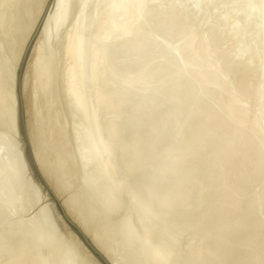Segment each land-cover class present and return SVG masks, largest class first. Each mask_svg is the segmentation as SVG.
I'll return each mask as SVG.
<instances>
[{
  "label": "bare ground",
  "instance_id": "1",
  "mask_svg": "<svg viewBox=\"0 0 264 264\" xmlns=\"http://www.w3.org/2000/svg\"><path fill=\"white\" fill-rule=\"evenodd\" d=\"M3 1L0 10H4ZM45 1L6 0V8V3L10 2L6 13L0 11L4 14L2 17L0 14L1 112L8 104L7 94L13 92L9 87L13 88L10 81L15 69L11 68L10 73L9 56H15L12 64L18 62ZM233 1H51L37 40L29 50L28 64L26 62L28 68L30 64L33 77L32 94L26 101L27 109L24 108L32 143L30 153L37 171L54 192L61 195L78 180L87 164L81 156L88 152L87 166H94L96 178L63 201L64 212L109 264H225V261L264 264V219L259 216L260 209H264V0L259 4L254 0ZM74 4L79 8L72 15ZM218 5L224 6L215 16ZM66 22H69V30L57 43L54 41L57 49L47 54L48 44L44 50L46 41L42 47L39 41L49 39L51 30H55L56 35V30L58 33ZM155 33L161 35L162 40L156 38ZM118 41L122 44L117 45ZM236 42L238 45L233 46ZM11 44L16 50L11 46V51ZM1 46L4 51L9 48L14 53L7 55ZM164 69L168 70L166 79L161 77ZM234 79L238 86L231 81ZM249 95H252L250 101L254 99L252 104L247 98ZM243 100L253 106V113V108L246 106ZM116 101L117 105L109 106L118 110L106 112L107 105ZM11 104L9 108L14 114L11 107L16 105L14 101ZM122 110L128 113L123 120L115 121V125L114 120ZM73 113L77 117L73 118ZM78 117L82 119L81 126L75 119ZM104 120L106 126L103 127ZM7 134H0V193L4 187L11 199L5 203L9 195L4 196L6 201L3 202L0 194V226L7 230L0 228V231L8 233H0V251L13 246L9 243L13 231L21 228L24 233L19 236L20 240L32 242L27 249L33 254L53 236L51 243L59 244L60 237L57 241L54 239L56 226L44 214L35 216L37 227H32L35 230L30 229L32 222L28 220L10 219L14 210L9 204H15L14 193L21 195L19 191L25 186L23 179L28 168L24 171L22 152L7 141ZM79 139L85 142L83 147L87 152L78 149L82 142L76 148ZM121 146L127 151L125 154L131 155L128 157L131 162L136 158L138 166L135 168L134 163L130 166L126 162L133 169L126 165L128 171L125 168L116 180L114 177L121 164L115 161V156ZM157 148H162L163 154ZM156 152L160 157L153 162ZM123 154L119 156L121 160ZM139 157L148 159L147 164L139 167ZM195 157L199 158L197 163L192 162ZM190 163L195 165L190 166ZM98 186L104 198L98 196L100 191L96 194L98 197L93 195ZM250 193H254V198L247 201ZM121 196L127 201L129 212H133L136 220L133 223L140 224L137 228L130 223L128 227L130 218L125 203L121 204ZM24 200L26 205L29 203L25 208H29L30 200L27 197ZM105 207L113 209L109 210L112 213L124 208L123 215L128 221L123 217L122 226L117 224L115 228L110 214L104 212L108 211ZM149 218L154 220L156 232H153L160 236L159 239L156 236L157 241L150 239V231L147 235L141 232L143 222L147 223ZM178 221H181L180 227L183 226L181 229L178 225L181 230L177 229L179 233H176L172 224L177 226ZM190 221L193 224L195 221L191 232L196 235L186 240L181 236L184 230L185 233L189 230L186 227ZM125 223L130 231L128 229L124 238L121 237L122 243L115 240V234L120 233ZM29 229L34 231L33 235ZM15 237L13 235V239ZM125 242L133 249L136 247L138 253H131ZM23 244L27 245L25 241ZM180 244L183 248L177 249ZM65 247L61 248L62 252ZM65 253L68 254L65 251L62 258ZM87 253L91 254L88 250ZM32 254L33 259L40 255L32 257ZM175 256H181L182 261L178 263L177 258L175 263ZM49 257L46 256L47 259L52 256ZM72 257H64L61 264H74ZM52 258L53 264L57 256L55 260L54 256ZM92 258L96 264H102L94 255ZM23 259L21 254L14 262ZM4 263L7 264L5 260Z\"/></svg>",
  "mask_w": 264,
  "mask_h": 264
},
{
  "label": "rangeland",
  "instance_id": "2",
  "mask_svg": "<svg viewBox=\"0 0 264 264\" xmlns=\"http://www.w3.org/2000/svg\"><path fill=\"white\" fill-rule=\"evenodd\" d=\"M8 1H10V0H8ZM51 1L52 0H46L45 1V4L43 5V9H42V12H41V15L39 16V19L37 20V22H36V24H35V26H34V28H33V30H32V32H31V34H30V36H29V38H28V40H27V42H26V44H25V47H24V49H23V51H22V53H21V56H20V58H19V60H18V62L17 61H15V62H17V63H15V64H12V60H13V58L12 57H15V56H13L14 54H11L10 56H9V61H10V65L12 66V67H10V65H9V67H10V73L12 72V70L14 71V69H15V71L14 72H12L11 73V77H12V81H13V83H11L12 81H10V86L12 85V87L13 88H11V87H9V90L10 89H12L13 90V92L11 91V93L8 95L7 94V98H6V102H7V100H8V104H6V107L4 106V108H6L7 109V111H6V109L4 110V108H3V110L2 111H4V112H1V110H0V113L2 114L3 113V115L1 116V114H0V124L2 125H0V134H7L6 132H9L7 135H6V138H7V141H9V143H11V142H13V146L15 147V145H16V147H15V149H17V150H19V151H21L22 153V155H23V153H24V159H23V156L21 155V158H22V165L24 166L23 168H24V171H26V168H28V170L26 171L27 173H25V177L26 178H24L23 179V185H25V186H23L22 188H21V191H19L20 192V194L21 195H19V193H17V195H19V197L17 196V195H15V193H14V196H15V204L13 203V204H9V207H10V209H13L14 211L11 213V217L12 218H10L11 220H13V219H20L22 222H25V221H27L28 220V222L29 223H31V228H30V226L29 225H27V227H29L30 229H33V228H36L37 226H36V221L34 222V219H36V218H38V215H39V213H41V215L42 214H44V216H46L47 218L48 217H50V220L52 221L51 223H54V227H55V230H56V234H55V237L56 238H54L56 241H57V238L59 239V237H60V239L58 240V243L60 244L61 243V245H62V247L63 246H69L68 247V250H67V248L65 247V249L63 250V252H62V250H61V245H59V244H57L55 241H54V239H53V241H54V243H51V240H52V238L54 237H52V238H50L49 239V242H48V244L46 243V247L44 246V247H42L40 250H41V253H40V250L38 251V252H34L33 254H32V251H28V249H27V246L28 245H30V246H32V242L31 241H29L28 240V243H27V241L26 240H23L22 238H21V240L23 241V243H24V241L26 242V246H24V244L22 243V241L20 240V237H21V235L23 236V233H24V230L23 229H15L14 231H13V235H14V239H13V235H12V238H10L11 240H10V245H13V246H16V244L15 243H13L12 242V239H13V241L15 242H17L18 243V246H16L15 247V249L13 248V246H9V248L8 249H4L3 251H0V264H5L4 263V260L7 262V264L9 263V264H26L25 262H23V261H26L28 264H32V263H45V264H50V262H51V264H52V260H53V256H54V260H55V258H56V256H57V258H56V262H54L53 264H61L62 263V260H64L63 258L65 257H69V258H71L72 256V258H73V260H74V264H96V261H94V259L92 258V253L88 250V248L86 247V245L83 243V241L82 240H80V237L77 235V234H75L76 232L73 230V228L70 226V224L68 223V221H67V219H66V217H65V208H64V205H63V201L65 200V199H67L68 198V196L69 195H71L75 190H78V189H82L83 187H84V183H86V185L85 186H88L87 185V182H90V181H92L93 180V178L95 177L96 178V174H95V168H94V166L93 165H91L90 164V166H87V164L89 165V161H88V157H87V155H88V152H87V150H86V148H85V146L83 147V145H85V144H83V143H85V142H83V141H81L80 139V141L78 140L77 141V143H76V148L79 146V143L80 142H82V144L80 143V146L78 147V149H80V150H82V152L83 153H85V151L87 152V154L85 153V155H83L82 154V156H81V160H85L86 162H87V164L85 165V166H83V169L80 171V175L78 176V180H76V182L72 185V187L69 189V190H67V191H63L62 193H61V195H57L55 192H54V190H53V188L51 187V185L48 183V182H46V180L44 179V177H43V175L41 176V174L37 171V167H36V165H35V163H34V161H33V158H32V154L30 153L31 152V145H32V143L30 144V141H29V139H30V136L28 135V132H27V124H29L28 123V121L26 120L27 118H26V116H27V110H25L24 108H26L27 106H26V101H27V99L29 98V96L32 94L31 92H32V89H33V77H32V75H30V64H29V68L27 67L28 65V60H27V58L29 57L28 55H29V50L31 49V47L33 46V43H35L36 42V40H37V34H38V31H39V29H40V26H41V24H42V21L44 20V17H45V15H46V13L48 12V10H49V7H50V4H51ZM234 1H236V0H234ZM233 1V2H234ZM257 4H259L260 2H261V0H254ZM0 2H2V0L0 1ZM5 2H6V0H5ZM5 2L3 1V3L2 4H4V10L3 9H1L0 11H3L4 12V14L6 13L5 12V10H7V8H8V6H9V3L10 2H8V3H6V5H7V8L5 7ZM231 4H232V2H231ZM1 5V4H0ZM224 5H218V9L216 10V12H215V16L218 14V12L221 10V8L223 7ZM0 7H2V5L0 6ZM6 8V9H5ZM78 4H74L73 5V7H72V9H71V12H72V15H74L76 12H77V10H78ZM3 12L2 13H0L1 14V17L2 16H4V14H3ZM3 14V15H2ZM1 18H0V23H1ZM67 23V24H66ZM65 23V25L63 26V27H61V28H59L58 30V33H57V30H56V35H57V37H56V35L54 34L55 33V30L54 31H52L51 30V40H49V39H46V40H44V39H42V41L40 40L39 42H41L42 43V45H41V43H38V45H40L41 47L43 46V43H45L44 41H46V45H44L42 48L45 50L47 47H45V46H47V44H48V47L50 48L49 50H48V48H47V50L49 51V52H47V50L45 51L47 54L48 53H50L51 51L50 50H55V48L57 49V45L55 46V42L57 43V41H58V39L60 40L61 38H62V36L64 37V35L66 34V31L67 30H69L68 28H69V22H66ZM1 25V24H0ZM68 25V26H67ZM54 32V33H53ZM155 36H156V38H158V39H160V40H162V36L161 35H159V34H157V33H155ZM54 38H55V40H54ZM13 40H15V39H13ZM13 40H12V42H13ZM16 41V40H15ZM14 41V42H15ZM48 41V42H47ZM55 41V42H54ZM14 42H13V44H14ZM50 42V43H49ZM15 44H16V42H15ZM51 44H52V46H51ZM122 44V42L121 41H118L117 42V45H121ZM233 46H237L238 45V43L236 42V43H233L232 44ZM11 46L13 47L14 46V48L16 47L15 45H10V48H11ZM2 47V46H1ZM1 49V48H0ZM12 49V48H11ZM10 49V50H11ZM2 50H3V52H8L7 53V55H9V53H14V52H10V50H9V48H7L5 51H4V49H3V47H2ZM8 50V51H7ZM15 50H16V48H15ZM11 51H13V49L11 50ZM52 51V52H53ZM1 52V51H0ZM156 52V51H155ZM2 53V52H1ZM260 57V53H258V58ZM12 59V60H11ZM26 62H27V64H26ZM27 65V66H26ZM25 66H26V68H25ZM14 67V68H13ZM11 68H12V70H11ZM28 68V69H27ZM25 69V70H24ZM167 74H168V70L167 69H164L163 71H162V73H161V77L162 78H164V79H166L167 78ZM233 83L235 82V84H237L236 86H238V83H236V79H234V81L233 80H231ZM9 84V83H8ZM9 86V85H8ZM234 86V85H233ZM232 86V87H233ZM235 88V87H234ZM238 88V87H237ZM236 89V88H235ZM238 90V89H237ZM9 91V92H10ZM31 93V94H30ZM14 94V95H13ZM252 95H254V93L252 92L251 93ZM252 95H249L247 98H248V100H249V102L251 103H254L253 101H254V99H253V101H250V99H249V97H251ZM11 96V99H9V97ZM12 96H14V99H13V97ZM256 97V96H255ZM254 97V98H255ZM247 98L245 99L246 101H247ZM11 102H10V101ZM30 100V98L28 99V101ZM15 102V105L16 106H14V107H11L12 109H13V111H15L14 112V114H12L13 112H12V110L9 108L10 106H9V104L12 106V102ZM225 101H226V99H224V104H225ZM248 102V101H247ZM247 102H244V100H243V103L245 104V103H247ZM248 102V103H249ZM28 103V102H27ZM245 104L246 106L247 105H249V104ZM251 103V104H252ZM14 104V103H13ZM24 104V105H23ZM29 104V103H28ZM117 105L118 103H117V101L116 102H113V104H108L107 106V108H105V111L106 110H108V111H106V112H113L114 110H118V108H112L111 109V107H113V105ZM111 107H110V106ZM116 107V106H115ZM249 107H250V109L251 108H253V106H251V105H249ZM248 107V108H249ZM110 108V109H109ZM10 109V112L8 111ZM27 109V108H26ZM249 109V110H250ZM112 110V111H111ZM128 111V110H127ZM253 111H254V108H253V110L251 109V112L253 113ZM8 112V113H7ZM114 112H116V111H114ZM120 112V111H119ZM12 115V118H11V116H10V114ZM118 113V112H117ZM125 113H128V112H126V111H124V110H122L121 111V113H118V116L120 117V119H119V117L117 116L116 117V119L114 120V122L115 121H121V120H123V116L125 115ZM6 114V115H5ZM9 114V115H8ZM72 115V114H71ZM112 115H113V113H112ZM115 115V114H114ZM117 115V114H116ZM121 115V116H120ZM127 115V114H126ZM125 115V116H126ZM6 116V117H5ZM73 116H76L77 117V114H75V113H73V115H72V117ZM9 118H11L10 119V121H9ZM74 118V117H73ZM125 118V117H124ZM76 119V121H77V124L78 125H82V119L80 118V117H78V118H75ZM81 119V120H80ZM7 121H9V122H7ZM27 121V122H26ZM103 122V121H102ZM102 122H101V125L104 127V125L106 126V120H104V124H102ZM117 124V122H115V125ZM100 125V126H101ZM29 126V125H28ZM103 127H101L102 129H103ZM6 131V132H5ZM14 132V133H13ZM8 136V137H7ZM29 136V137H28ZM10 137V138H9ZM11 141H10V140ZM12 139H13V141H12ZM141 143V142H140ZM15 144V145H14ZM142 144V143H141ZM12 145V144H11ZM78 145V146H77ZM110 145V147H111V145H112V143H110L109 144ZM113 146V145H112ZM115 146V145H114ZM114 146H113V148H114ZM19 149H18V148ZM140 147V146H139ZM82 148V149H81ZM84 148H85V150H84ZM112 148V147H111ZM124 149V147H120V151L118 150L117 151V153L119 152V154H118V158L115 156V161L117 160V163L120 165V167L122 168H120V170H118L117 169V174H118V176H117V174H116V176L114 177V178H116V180L118 179H120V174H122L123 172H124V169L126 168V162L128 163V165H129V163H130V166H131V163H134V165H135V160H136V158H134L133 157V162H131V158H128V157H131V155H127V154H125V153H127V151L126 150H122V149ZM77 149V150H78ZM158 149V148H157ZM16 151V150H15ZM123 151V152H122ZM155 151H157V150H155ZM160 151H163V149L161 148V150H160V148L158 149V152L159 153H161ZM19 152L17 151V154H18ZM125 154V156H124V154ZM31 154V155H30ZM123 154V158H122V160H121V155ZM156 154H157V152H156ZM161 154H163V153H161ZM19 155V154H18ZM155 155V153L152 155V156H154ZM159 154H157V155H155L156 156V158H154V157H152L151 156V158L153 159V162H155V160H157L158 159V157H160V155L158 156ZM31 156V157H30ZM119 156H121L120 158H119ZM27 159H26V158ZM82 157H83V159H82ZM85 157H87V158H85ZM125 157H127L128 159H129V161L127 160V158H125ZM140 159V163H138L137 161V164H139V167L141 166H144L145 164H147V160L148 159H144V157H139ZM151 158H150V160H151ZM135 159V160H134ZM195 159H196V157H195ZM193 160L192 162H195V163H197V160L199 159H196V160ZM29 160V161H28ZM143 160H144V162H143ZM142 161V162H141ZM152 161V160H151ZM26 162H27V164H26ZM31 162V163H30ZM83 162V163H82ZM81 163L82 164H85V162L84 161H82ZM120 162V163H119ZM191 162V163H192ZM117 163H116V165H117ZM142 163H143V165H142ZM191 163H190V166H193V165H195L194 163L191 165ZM28 165H29V167H28ZM123 165H124V167H123ZM127 165V167H129ZM133 165V164H132ZM27 166V167H26ZM136 166H138V165H135L134 167L136 168ZM85 167V168H84ZM31 168V169H30ZM130 168V167H129ZM128 168V169H129ZM128 169L126 168V170L128 171ZM131 169H133V168H130V170ZM123 170V171H122ZM126 171V172H127ZM125 172V173H126ZM123 176V175H122ZM121 176V177H122ZM29 177V178H28ZM28 178V179H27ZM95 178H94V180H95ZM89 179V180H88ZM26 180V181H25ZM30 181L29 182V184H28V182L27 181ZM87 180V181H86ZM195 180H199V179H196L195 178ZM86 181V182H85ZM94 181H92V183H93ZM92 183H90V184H92ZM28 184V185H27ZM99 187V188H98ZM97 187V191H96V189H95V192L96 193H94L93 195H95L96 196V194H98V192L100 191V193L98 194V196H100V195H102L103 194V190H101L102 188H101V186H98ZM2 188V187H1ZM4 188V187H3ZM2 188V192L0 193V194H2L3 196L2 197H6V195H9V198L8 197H6L7 198V202H5V203H9V201H10V194H7L6 193V191H5V188L3 189ZM24 188V189H23ZM101 188V189H100ZM22 189H23V192H24V194H22ZM27 189V190H26ZM4 190V191H3ZM27 191H28V193H27ZM3 192H5V193H3ZM27 193V194H26ZM102 193V194H101ZM29 194V195H28ZM34 194H37V195H34ZM90 194H91V192H90ZM92 195V194H91ZM1 196V195H0ZM16 196H17V198H16ZM25 196V197H24ZM28 196H29V198H28ZM98 196H96V197H98ZM1 197V198H2ZM4 197V198H5ZM26 197H27V199L28 200H30V202H31V204H30V206H29V208L27 207V208H25V206H28L29 205V203H28V205H26V203H25V201L26 200H24V199H26ZM96 197H94V196H92V198L95 200L96 199ZM101 197H103V195L101 196ZM247 197V201H251L253 198H254V193H250L249 195H247L246 196ZM4 198H2L3 199V202L4 201H6V198H5V200H4ZM22 198V199H21ZM35 198V199H34ZM36 198H37V202H34L35 200H36ZM104 198V197H103ZM102 198V199H103ZM121 199L120 200H122L121 201V204H122V202H124V196H123V198H122V196L120 197ZM8 199H9V201H8ZM18 199H19V202H17L18 201ZM33 199H34V201H33ZM126 199V198H125ZM158 199V198H157ZM17 200V201H16ZM21 200V201H20ZM100 200H101V198H100ZM12 201V200H11ZM16 202H17V206H16ZM21 202V203H20ZM24 202V203H23ZM27 202V201H26ZM96 203L98 202L99 203V201H95ZM100 202H102V200L100 201ZM20 203V204H19ZM23 203V204H22ZM125 204H124V208H125V211L127 212V216L130 218H128L129 220H130V222H127V224L128 223H130V225L131 224H133V226L135 227V228H137V226H139V225H137L136 223L134 224L133 222H135L136 220L134 219V216H133V212H129V207H128V205H127V201L126 202H124ZM25 204V205H24ZM13 205V206H12ZM123 205V204H122ZM127 205V206H126ZM12 206V207H11ZM22 206H23V209H22ZM42 206V207H41ZM127 207V209H126V207ZM31 207V208H30ZM38 207H40V208H38ZM34 208V209H33ZM124 208H121L123 211H124ZM41 209H43V211H41ZM104 209V208H103ZM105 209H108L107 207H105ZM24 210H25V213H24ZM28 210H29V212H28ZM38 210H39V212H38ZM45 210V211H44ZM109 210H113V209H108V211ZM65 211V212H64ZM108 211L106 210V211H104L105 212V214L107 213V214H110L109 215V218L110 219H112L114 222H112V220H110L111 222H112V224H114L113 226L116 228L117 227V224L120 226H122V221L125 219V220H127L128 221V219H126L127 218V216H126V218H125V216L123 215V213H126V212H123V211H113L114 213H112V211H109V212H111V213H108ZM37 212V213H36ZM43 212V213H42ZM53 212V213H52ZM57 212V213H56ZM116 212V213H115ZM34 213V216L32 215V214ZM36 213V214H35ZM131 213V214H130ZM25 214V215H24ZM28 214V215H27ZM38 214V215H37ZM55 216H54V215ZM115 214V215H114ZM31 215H32V217H31ZM48 215V216H47ZM130 215V216H129ZM35 216H37L36 218H35ZM43 216V215H42ZM112 216V217H111ZM132 216H133V218H132ZM259 216L262 218V219H264V209L263 208H261L260 209V211H259ZM123 217H124V219H123ZM45 218V217H44ZM195 218H197V220H198V217L197 216H195L194 217V219ZM25 220V221H23V220ZM29 219L31 220V221H29ZM53 219V220H52ZM4 220H6L7 221V219L5 218ZM37 220V219H36ZM148 220V219H147ZM191 220H193V219H191ZM197 220H195L196 222H197ZM2 221V220H1ZM0 221V222H1ZM6 221H4L3 223H5ZM14 221V220H13ZM15 221H17V220H15ZM19 221V220H18ZM151 221H153V222H151ZM176 222H177V220H175ZM175 221H173V222H175ZM195 221H194V224H195ZM61 222V223H60ZM120 222V223H119ZM124 222V221H123ZM149 222V223H148ZM147 223H146V221H145V223L143 222V225L145 226V227H143V225L141 226L142 228H141V232L143 231V232H146V234L145 235H147L148 233H152L151 234V236H150V239H152V241H153V238H154V241H157L156 240V238L158 237V239H159V235H158V232H157V235L154 233V232H156V231H154V229H153V224H154V220L152 219V218H149V221H148ZM168 222L170 223V221L168 220ZM181 222V221H180ZM180 222L178 221V223H177V226H176V223H174V224H172L173 225V228L174 227H176V229H175V232L177 233L178 232V230L177 229H179V227H180ZM29 223H27V224H29ZM138 223V222H137ZM152 225H151V224ZM191 223V224H190ZM2 224V223H1ZM58 224V225H57ZM127 224L125 223V225H123V227H122V229L120 230L119 228H117L118 229V231L120 230V233L119 234H117V232H116V234H115V240L117 239V241H119L120 242V240L122 241V243H124V241L122 240V238L121 237H123L124 238V235H125V232L127 231L128 232V229L130 228V225L126 228V226H127ZM191 225V227H193V228H191L190 227V225ZM193 224V221H190L189 223H188V225H187V227H186V230H188V231H186V233H185V230H184V232L183 231H181V232H183V234H182V238L183 239H185L186 238V240H188V239H194L195 238V235L196 234H194L193 232H191V230L192 229H194V227L196 226V224L194 225ZM36 227H35V226ZM178 225H179V227H178ZM2 226V225H1ZM0 226V228L2 229V230H5V231H7L6 229H4L3 227H1ZM118 226V227H119ZM148 226V228H146ZM183 226V225H182ZM182 226L180 227L181 229H182ZM33 227V228H32ZM53 227V228H54ZM65 227V228H64ZM125 227V229H127V230H123V228ZM152 227V230L150 229V228ZM155 227V226H154ZM190 227V228H189ZM70 228V229H69ZM145 228V230H142V229H144ZM30 229H29V231H30ZM71 229H72V231H71ZM181 229H179V231L181 230ZM19 230H21V231H19ZM33 230H35V229H33ZM33 230H31L30 232H32ZM68 230V231H67ZM177 230V231H176ZM5 231H0V233H1V235H2V233H3V235L4 234H8V233H6ZM16 231L17 232H19V233H16ZM70 231H71V233H70ZM129 231H130V229H129ZM148 231H150V232H148ZM154 231V232H153ZM158 231V230H157ZM193 231V230H192ZM73 232H74V234H73ZM141 232H140V234H141ZM143 232H142V234H143ZM148 232V233H147ZM180 232V233H181ZM14 233H16V234H14ZM58 233H59V235H58ZM138 233V234H137ZM154 233V234H153ZM179 233V232H178ZM11 234V233H10ZM34 234V231H33V233H32V235ZM121 234V235H120ZM136 234L137 235H139V232H136ZM76 235V236H75ZM10 237H11V235H9ZM20 236V237H19ZM77 236L79 237V239L77 238ZM139 236H141V235H139ZM139 236H137L138 238H139ZM144 236V235H143ZM153 236H155V237H153ZM157 236V237H156ZM149 237V236H148ZM147 237V238H148ZM152 237V238H151ZM17 238V239H16ZM31 238H32V236H31ZM63 238V239H62ZM119 239V240H118ZM52 241V242H53ZM82 241V242H81ZM8 243V244H9ZM20 243V244H19ZM31 243V244H30ZM126 243V242H125ZM201 244H204L205 245V243H202V242H200ZM7 244V245H8ZM21 244H23V246L21 245ZM55 244H56V246H55ZM66 244V245H65ZM69 244V245H68ZM127 244V243H126ZM20 245H21V247H20ZM129 245V246H128ZM49 246V247H48ZM53 246V247H52ZM55 246V247H54ZM57 246H60V247H58V249H60V253H61V255L66 251V252H68V254L67 253H65L66 254V256H64L63 258H62V256L59 254V251L56 249L57 248ZM127 246L129 247V251H131V253L133 252V254L135 253H138V250H137V248L135 247L134 249L132 248V245H130V244H127ZM200 246V245H199ZM206 246V245H205ZM19 247V248H18ZM200 247H202V245L200 246ZM6 248H7V246H6ZM24 248L26 249V252H23V250H24ZM46 250H45V249ZM49 248V249H48ZM52 248V249H51ZM86 248V249H85ZM183 248V245L182 244H180V246H178V248L177 249H182ZM19 249V250H18ZM55 249V250H54ZM73 249V250H72ZM85 249V250H84ZM127 249V248H126ZM12 252H10V251ZM13 250H15V251H13ZM44 250V251H43ZM49 251V254H48V251ZM53 250V251H52ZM70 250H71V252H70ZM87 250L92 254H89V253H87ZM51 251H52V253H53V255L51 254ZM57 251V252H56ZM1 252H2V255H1ZM5 252V253H4ZM17 252V253H16ZM24 254H23V253ZM29 252H30V254H29ZM27 253H28V255H27ZM40 254L39 255V257H37V255H36V257H35V255L34 254ZM76 253V255H74ZM15 254V255H14ZM21 254H22V256L24 257V259H23V261H21V262H14V261H16L15 259H17L19 256H21ZM31 254H32V257H35L34 259L33 258H31ZM51 254V255H50ZM56 254H58V255H56ZM89 254V255H88ZM24 255H26V256H24ZM46 256H47V258H48V256H52L50 259H47L46 258ZM71 256V257H70ZM76 256V257H75ZM26 257H28V259L26 258ZM7 258V259H6ZM31 258V259H30ZM178 258V260H177V262L179 263V262H181L182 261V257L181 256H175V258H173L174 260V262L175 263H177L176 262V259ZM62 259V260H61ZM12 262H11V261ZM29 260H30V263H29ZM41 260V262H39ZM67 260H69V259H67ZM78 260V261H77ZM140 260L141 261H144L142 258H140ZM59 262V263H58ZM226 263L225 264H232V263H230L229 261H225ZM65 264V263H64ZM224 264V263H223Z\"/></svg>",
  "mask_w": 264,
  "mask_h": 264
},
{
  "label": "water",
  "instance_id": "3",
  "mask_svg": "<svg viewBox=\"0 0 264 264\" xmlns=\"http://www.w3.org/2000/svg\"><path fill=\"white\" fill-rule=\"evenodd\" d=\"M65 217H66L68 223L70 224V226L73 228V230L76 232V234L80 237V239L86 245V247L88 248V250L102 264H109V262L105 259V257L99 251H97V249H95V247H93V245L91 244V242L89 241V239L87 238V236H85V234H83V232L79 229V227H77V225L70 218H68L66 214H65Z\"/></svg>",
  "mask_w": 264,
  "mask_h": 264
}]
</instances>
